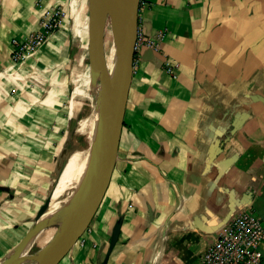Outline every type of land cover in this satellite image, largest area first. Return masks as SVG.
I'll return each instance as SVG.
<instances>
[{"label": "crops", "instance_id": "0c3cea01", "mask_svg": "<svg viewBox=\"0 0 264 264\" xmlns=\"http://www.w3.org/2000/svg\"><path fill=\"white\" fill-rule=\"evenodd\" d=\"M68 2L0 0V263L43 205L23 192L47 176L27 169L44 162L41 137L53 139L58 130L50 133L49 125L67 119H60L63 97L36 95L24 88L25 76L63 64L61 49L73 36L84 39L90 61L81 2H71L72 20L36 59L15 66L11 43L41 29L43 9ZM139 31L163 32L164 39L159 50L136 53L109 188L60 264H101L121 217L108 264H203L239 212L249 210L264 223V0H141ZM57 73L63 80L64 71Z\"/></svg>", "mask_w": 264, "mask_h": 264}, {"label": "rangeland", "instance_id": "374dc122", "mask_svg": "<svg viewBox=\"0 0 264 264\" xmlns=\"http://www.w3.org/2000/svg\"><path fill=\"white\" fill-rule=\"evenodd\" d=\"M72 1L73 0H70V2H68L65 7L59 6L57 8H53L57 10L61 9L62 23L61 26H59L58 29L53 32L52 36L59 32L64 33L63 31H65L64 27L66 21L70 19L69 7ZM77 2H81L80 5L83 7V13L85 16V24L82 27L81 34H87L89 27L88 22H90L89 11L91 12L92 2L90 0V8L88 5L89 0H77ZM77 8L78 7H76V9ZM45 9H43V11ZM73 13L75 14L76 19V12L74 11ZM116 16L117 11L114 7L110 13V16H107L106 27L103 34L106 63L105 66L106 70L111 76L114 75L117 61V34L115 27ZM96 26L97 25H94V28H96ZM68 32L66 31V33ZM51 37H49V39ZM61 51L65 54H62L63 58L66 56L63 64L37 69L36 72L27 74L24 80V88L28 89L29 86V89L33 90L36 95L48 96L47 98L49 99H53V97L57 98L58 95H61L63 97V101H61V108L64 109V112L60 116V119L67 118L66 120L64 119V121L61 120L59 125L57 123H51L49 125L50 133H54L56 130H58V132L56 133L55 137H53V139L49 138L48 134L41 137L43 143L42 147L44 149L42 159L44 162H32L31 167L28 166L27 168L30 170L31 175L34 170L38 172L44 171L47 175L43 178L36 177L31 183L32 186L28 185V187L31 186L32 189H24L23 191L24 193H27V191L31 192V195H29L30 200L34 198L33 200L40 204H44L47 198L51 196L54 187L58 183V180L64 172L69 161L74 157H77L79 153H83L88 150L91 142L90 137L93 120L96 113V107L100 97L99 95H101V90L106 87L107 83L111 86L110 79V81L108 80L103 85L100 78L96 81L93 80L89 65L90 61L88 57V50L84 47V39L73 36L70 45L68 46L67 44V46L62 48ZM34 58L36 59L37 56ZM27 62H29V60ZM61 70L64 71L63 80L59 79V74L57 73ZM38 81L42 83V88H37V86H35L39 83ZM63 84L65 86H63ZM46 101L47 99L44 102L48 104ZM73 162L74 160L71 162V164ZM86 179L87 176L83 179L81 184H75L71 186L64 193L62 199L60 200V209L63 216H70L71 211L76 206L78 198L81 195V191ZM56 216L57 215L53 216L51 220L55 219ZM61 223L62 220L60 219L58 221L48 223L47 227L45 229L43 228L44 230L42 231V234L31 247V251L28 253L29 257L25 258L26 260L23 262V264H39L42 256L45 253V248L47 245H49L59 235V232L61 231Z\"/></svg>", "mask_w": 264, "mask_h": 264}, {"label": "water", "instance_id": "95a60500", "mask_svg": "<svg viewBox=\"0 0 264 264\" xmlns=\"http://www.w3.org/2000/svg\"><path fill=\"white\" fill-rule=\"evenodd\" d=\"M107 1L112 2L116 8L118 7L117 0ZM140 4L141 0H129L128 9L130 18L127 25V35L120 43H117L116 71L113 76L106 70L103 45V34L108 15L105 16L106 19L102 22L99 29L94 32V22L91 17V12L89 11L91 76L95 81L100 78L102 80V85L110 79L111 89L106 101V112L101 124L90 170L82 188L81 195L78 198L76 206L71 211L70 216H63L61 211L55 219L47 221L44 229L47 227L48 223L60 219L65 221V227L63 229L61 228L55 240L47 245L39 264H60L62 262L89 229L109 188L118 158L129 91L133 78L136 56L135 46L139 31ZM88 5L90 7V0ZM115 19L119 26V17L116 16ZM50 204L51 196L47 198L39 209L34 224L22 241L0 264H21L25 262L26 259L20 258L19 253L39 233L40 219L47 212ZM122 224L123 218L121 217L113 228L110 245L106 255L102 258L101 264H108L110 255L115 245L118 243Z\"/></svg>", "mask_w": 264, "mask_h": 264}, {"label": "built area", "instance_id": "2783aa9c", "mask_svg": "<svg viewBox=\"0 0 264 264\" xmlns=\"http://www.w3.org/2000/svg\"><path fill=\"white\" fill-rule=\"evenodd\" d=\"M61 15V9H45L39 31L24 40H12L11 60L15 66L21 67L38 55L49 37L61 26ZM163 39V32L156 37H147L138 31L135 51L137 53L143 47L157 51ZM167 71L173 74V66L168 65ZM263 245L264 223L253 212L243 210L223 227L202 261L203 264H263Z\"/></svg>", "mask_w": 264, "mask_h": 264}, {"label": "bare ground", "instance_id": "6f19581e", "mask_svg": "<svg viewBox=\"0 0 264 264\" xmlns=\"http://www.w3.org/2000/svg\"><path fill=\"white\" fill-rule=\"evenodd\" d=\"M91 2H92L91 17L93 19L94 25H97V26L99 25L98 27L96 26V28H94L93 30L94 32H96L101 26L102 22L106 19L105 16L107 15L110 16V13L112 9L115 7V5L112 2H108L107 0H91ZM117 3H118V7L117 8L115 7V8L117 11V16L120 19V24L118 26L117 21H115V27H116V34H117V43H120L127 35V25H128L129 18H130L129 9H128L129 0H117ZM115 71H116V67H115ZM114 75H115V72H114ZM110 89H111V86L110 84L107 83L106 87L101 90V95H99L100 97L98 99L96 113H95V117L93 120L92 132H91V137H90V141H91L90 146L86 152L79 153L77 157H74L73 159H71L69 163L67 164L64 172L59 178L58 183L56 184V187L51 195L50 207L40 219L39 232L42 231V229L45 227L48 220H51L53 216L58 215L61 212L60 200L62 199L67 189H69L71 186L75 184H81L83 179L89 173L94 150H95L98 137H99V132L101 129V124H102V121H103V118L106 112V101L109 96ZM73 160L74 162L71 164ZM62 222L63 223H61V228L63 229L65 227L64 225L65 221H62ZM37 235L19 253L20 258L25 259L26 257H29L28 253L31 251L30 250L31 245L33 243V240L37 237Z\"/></svg>", "mask_w": 264, "mask_h": 264}]
</instances>
